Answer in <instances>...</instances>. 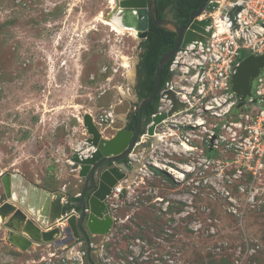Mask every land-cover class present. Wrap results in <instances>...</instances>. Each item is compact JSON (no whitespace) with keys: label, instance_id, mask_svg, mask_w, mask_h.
<instances>
[{"label":"rangeland","instance_id":"374dc122","mask_svg":"<svg viewBox=\"0 0 264 264\" xmlns=\"http://www.w3.org/2000/svg\"><path fill=\"white\" fill-rule=\"evenodd\" d=\"M112 5L0 0V178L22 172L55 181L50 171L61 167L73 185L67 160L87 137L84 115L113 111L105 130L93 121L104 137L124 127L134 111L138 40L98 20ZM200 153L182 156L163 143L152 154L172 164L168 160L197 163V156H206ZM150 155L138 147L134 162L139 159L153 174L134 167L122 182L125 192L110 199L116 222L109 235L90 237L97 264H264V170L256 181L248 175L226 181L234 168L196 164L183 182L174 183ZM3 195L0 181V204ZM46 252L10 245L0 223V264H35L28 261Z\"/></svg>","mask_w":264,"mask_h":264},{"label":"built area","instance_id":"2783aa9c","mask_svg":"<svg viewBox=\"0 0 264 264\" xmlns=\"http://www.w3.org/2000/svg\"><path fill=\"white\" fill-rule=\"evenodd\" d=\"M214 3L217 6L212 11L204 8L196 16L197 20L210 18V24L204 26L205 31H211L210 35L200 33L201 38L178 49L168 66L169 78L159 91L156 113H168L172 108L169 91L184 105L157 124L154 137L159 135L160 139L147 148L151 163L162 168L174 183L183 182L186 173L194 170L196 164L208 167L216 162L220 167L234 168V177L226 175V181L245 175L256 181L264 170V68L254 78L251 93L240 106L239 97L230 88V77L240 61L248 55L264 54V0H206L205 6ZM113 120L112 110H104L93 118L96 124L103 125L102 130ZM163 143L182 156L195 149L205 152L206 156L196 154L197 163L171 160L168 162L172 164L160 163L152 153ZM133 158L134 155L129 159L135 163ZM138 171L153 174L140 163ZM219 176L224 175L220 172ZM123 188L122 182L116 184L114 197ZM238 189L243 190L242 185ZM249 194L253 196L251 191ZM232 210L235 211L233 206ZM47 245L46 254L28 262L86 264L87 246L82 238L60 246Z\"/></svg>","mask_w":264,"mask_h":264},{"label":"water","instance_id":"95a60500","mask_svg":"<svg viewBox=\"0 0 264 264\" xmlns=\"http://www.w3.org/2000/svg\"><path fill=\"white\" fill-rule=\"evenodd\" d=\"M202 5L190 13L189 22L179 26L171 19L156 17V0H115L114 7L106 16L117 27L132 32L138 41L147 37L149 22L159 28L176 34L173 47L164 53L157 62L155 85L152 93L140 101L137 109V126L134 130L119 128L111 137H104L93 122L91 114L83 118L87 137L83 144L74 149L69 156L71 169L77 171L82 180L78 195L66 194L61 190L49 191L32 183L18 172H6L1 178L3 202L0 204V223L6 230L7 242L19 249L27 251L33 246H60L74 239L83 238L87 246V259L90 257V237L109 235L116 218L113 216L115 206L110 199L115 196L116 184L130 178L132 169L139 163L129 158L135 155L138 147L150 148L155 142L154 129L167 115L183 108L173 91L168 92L172 108L168 113H156L152 123L141 132L142 108L153 101L161 86V72L178 49L207 36L204 26L210 24V18L197 20L205 8L212 11L216 3ZM264 68V54L248 55L236 66L230 77V88L240 101L251 93L253 80ZM125 192L122 189L118 196Z\"/></svg>","mask_w":264,"mask_h":264},{"label":"trees","instance_id":"16d2710c","mask_svg":"<svg viewBox=\"0 0 264 264\" xmlns=\"http://www.w3.org/2000/svg\"><path fill=\"white\" fill-rule=\"evenodd\" d=\"M203 3V0H156V17L158 19L169 18L175 21L179 26L186 25L189 22L190 13L198 9ZM168 8V9H167ZM176 38V34L172 31L157 27L150 21L148 28V36L143 40L141 48L143 49L140 55L141 60L139 68L143 73L145 79L146 89L140 91L139 97L141 99L148 97L154 88L155 84V70L160 57L169 51ZM168 64L163 66L161 72V84L169 78ZM150 112L143 111L142 118L149 116ZM136 115L134 117L135 121ZM129 127H132L131 125ZM157 172L161 170L154 168ZM166 175V174H165ZM167 176V175H166ZM45 184V183H44ZM93 248H91V251ZM91 260L97 264L94 255H90ZM86 264H91L86 258Z\"/></svg>","mask_w":264,"mask_h":264},{"label":"flooded vegetation","instance_id":"af4514ba","mask_svg":"<svg viewBox=\"0 0 264 264\" xmlns=\"http://www.w3.org/2000/svg\"><path fill=\"white\" fill-rule=\"evenodd\" d=\"M168 9V8H167ZM155 11H156V8H155ZM163 19H169V18H163ZM152 22V21H151ZM150 23V22H149ZM153 23V22H152ZM184 26V25H183ZM149 28V27H148ZM148 36V34H147ZM142 41H138L137 43V52H138V56H137V61H136V64H135V68H134V81H133V84H131L132 86V96L134 97V100L131 99L132 101V104L134 106V111H130L127 116H126V122L124 124V128H127V129H131V130H134L137 126V109H138V105L140 103V101H142L143 99H141L139 97V93L140 91H144L146 89V83H145V79L143 77V73L141 71V69L139 68V63H140V60H141V57L140 55L142 54L143 52V49L141 48L142 46ZM171 61V60H170ZM170 63V62H169ZM169 66V65H168ZM166 81V80H165ZM164 81V82H165ZM155 85V84H154ZM164 85L161 84L160 88H159V91L160 89L162 88V86ZM154 89V88H153ZM159 91H158V94L157 96L155 97V99L153 101H151L150 103L146 104L143 108H142V112L144 111L145 114L146 112H150L149 116H144L142 118V115H141V118H142V121H141V132H144L145 128L147 125H150L152 123V117L154 114H156L157 112V108L160 104V96H159ZM141 112V113H142ZM136 115V118H135V121H134V117ZM132 126V127H129V126ZM157 126V124H156ZM155 126V129H157V127ZM160 139V136H156L154 137L153 141H158ZM106 236V235H105ZM83 239V238H82ZM84 240V239H83ZM86 244V243H85Z\"/></svg>","mask_w":264,"mask_h":264},{"label":"crops","instance_id":"0c3cea01","mask_svg":"<svg viewBox=\"0 0 264 264\" xmlns=\"http://www.w3.org/2000/svg\"><path fill=\"white\" fill-rule=\"evenodd\" d=\"M110 137V136H108ZM66 171V168H65ZM64 168L57 167V169H53L50 172L55 176V181H44L43 178L39 177L37 178V175L35 176L34 179L29 178L26 176L24 173L20 172V174L28 179L32 183H37L40 187L49 190V191H56V190H61L65 192L66 194H71V195H77L78 192L80 191V187L82 184V180L78 177L77 171L72 170L70 167V171L73 172V177L76 178L75 184H71L70 180H66V174L64 173ZM45 183V184H44ZM36 248H41V249H48V245H42L40 246H33L31 247V251L36 250Z\"/></svg>","mask_w":264,"mask_h":264},{"label":"bare ground","instance_id":"6f19581e","mask_svg":"<svg viewBox=\"0 0 264 264\" xmlns=\"http://www.w3.org/2000/svg\"><path fill=\"white\" fill-rule=\"evenodd\" d=\"M114 2H115V0H110V3L113 4V5L111 6V8L114 7ZM97 16H98L97 18H98L99 21L103 22L104 24L109 25V26L111 27V29L114 30L115 32H117V33H122L123 30H125V29H122V28L117 27L113 22L109 21V19H108L107 17L103 16L102 14H99V15H97ZM95 18H96V17H95ZM131 33H132V32H131ZM132 35H133V33H132ZM123 66H125V67L128 66V62H127L126 59H125V61H124V63H123Z\"/></svg>","mask_w":264,"mask_h":264}]
</instances>
